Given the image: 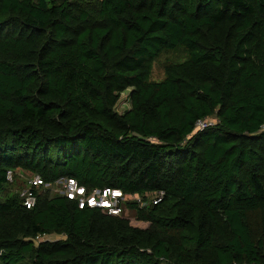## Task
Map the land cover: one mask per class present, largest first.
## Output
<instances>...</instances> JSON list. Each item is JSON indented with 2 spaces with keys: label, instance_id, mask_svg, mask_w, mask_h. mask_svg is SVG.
<instances>
[{
  "label": "trees",
  "instance_id": "1",
  "mask_svg": "<svg viewBox=\"0 0 264 264\" xmlns=\"http://www.w3.org/2000/svg\"><path fill=\"white\" fill-rule=\"evenodd\" d=\"M263 125L264 0H0V263L264 264ZM7 170L140 201L26 208Z\"/></svg>",
  "mask_w": 264,
  "mask_h": 264
},
{
  "label": "built area",
  "instance_id": "2",
  "mask_svg": "<svg viewBox=\"0 0 264 264\" xmlns=\"http://www.w3.org/2000/svg\"><path fill=\"white\" fill-rule=\"evenodd\" d=\"M207 118L197 120L194 124L195 129H201L204 126L215 122L214 117L213 121H208ZM22 173H24V171L17 170L13 173L12 171L7 170L5 172V178L8 182H12L13 174L18 175ZM27 174L28 175L26 176L21 188L18 189L17 192L22 204L26 208H29L35 201L34 190H38L40 188L50 189L51 185L42 183L38 175ZM53 184L57 185V194L76 200L78 207H98L111 214H122L125 211L121 202L124 198H134L133 200L138 202L140 201V197L138 195H124L118 189L108 187L92 188L89 191H86L84 187L77 184L72 178H60ZM160 195L161 193H147L144 196L150 202L155 203ZM42 237L43 236L35 237L34 241L36 242L39 239H42Z\"/></svg>",
  "mask_w": 264,
  "mask_h": 264
},
{
  "label": "rangeland",
  "instance_id": "3",
  "mask_svg": "<svg viewBox=\"0 0 264 264\" xmlns=\"http://www.w3.org/2000/svg\"><path fill=\"white\" fill-rule=\"evenodd\" d=\"M186 56L185 52L181 49H175L172 51H165L162 52L159 57L157 59H155L152 63V67H151V71H150V79L151 80H160L163 77V65L166 64L167 62H177L180 61L182 59H184ZM127 93L128 90H124L122 93L119 94L118 100L116 102L115 105V110L117 112H122L124 109H126L128 107V98H127ZM208 121H213L214 118L213 117H208L207 118ZM264 126V125H263ZM20 175V176H18ZM15 176V180L14 183L12 185H10V191L9 192H15L18 188V186H22L26 176L28 175L26 172L22 173V174H18ZM58 192V188L57 185L52 184L51 188L49 189V194L50 195H54L57 194ZM132 199H128V198H124L121 200L122 205L124 203V201L126 200H133ZM125 214L127 215H131L132 212L131 211H126L125 209ZM61 235H47V236H43L42 239H47V240H55L60 238ZM2 264V263H0ZM10 264H24V261H18L16 263H10Z\"/></svg>",
  "mask_w": 264,
  "mask_h": 264
}]
</instances>
